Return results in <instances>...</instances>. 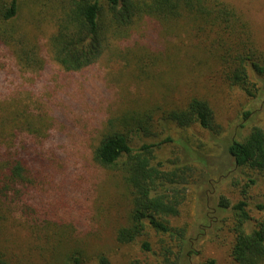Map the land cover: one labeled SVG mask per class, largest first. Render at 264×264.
Listing matches in <instances>:
<instances>
[{
    "label": "rangeland",
    "instance_id": "1",
    "mask_svg": "<svg viewBox=\"0 0 264 264\" xmlns=\"http://www.w3.org/2000/svg\"><path fill=\"white\" fill-rule=\"evenodd\" d=\"M47 1L19 0L17 18L10 24L25 33L23 40L29 39L38 48L44 61L42 70L21 72L13 44L6 45L0 38V105L16 103L34 114L48 107L66 114L65 120L57 114L48 116L49 128L55 126L63 133L61 141L50 137L47 142L56 148L57 158H53L60 164L54 171L56 182L38 189L43 196L35 198L48 208V204H56L65 226L57 229L49 224L46 231H32L18 218L20 214L11 215L0 224L1 252L15 263L54 264L47 254L55 245L53 238L62 235L59 250L84 251L83 264H98V255L105 256L109 264L172 263L171 257L166 260L161 254L165 248L177 253L180 245L167 236L147 230L131 244L115 241V230L125 225L128 217L127 192L118 172L103 170L91 161L89 145L110 117L147 110L160 113L196 97L209 103L214 132L198 125L187 129L169 125L157 128V136L143 142L157 143L171 137L172 142L156 150L157 161L190 169L179 215L169 219L172 227L186 230L193 248L190 264L207 260L234 264L230 256V208L245 200L250 217L258 218L255 205L264 196V176L252 184L239 175L226 148L232 139L246 137L252 127L264 130V93L252 98L229 84L209 52V39L202 30L190 31L183 21L146 19L126 39L112 40L109 50L93 66L63 73L50 57L48 40L54 26L53 9ZM219 1L232 6L243 18L264 66V0ZM250 80L262 92L264 81L259 82L252 73ZM66 178L72 184H65ZM222 199L229 205L226 210L221 207ZM143 242L149 243L151 252L142 250Z\"/></svg>",
    "mask_w": 264,
    "mask_h": 264
},
{
    "label": "trees",
    "instance_id": "2",
    "mask_svg": "<svg viewBox=\"0 0 264 264\" xmlns=\"http://www.w3.org/2000/svg\"><path fill=\"white\" fill-rule=\"evenodd\" d=\"M46 4L53 9L54 32L48 40L50 57L63 73H77L93 66L109 50L112 40L126 39L146 19L158 23L183 21L190 31L202 30L209 39V52L221 65L229 84L252 98L264 93V89L259 93V88L250 80L252 73L259 82L264 81L263 60L257 56L243 18L222 1L48 0ZM18 12L19 0L0 3V24L4 25L0 27V38L6 45L13 44L21 72L42 70L44 61L38 48L29 39L23 40L25 33L10 26ZM213 45H216L214 50ZM53 114L66 119L65 113L53 108L45 107L44 111L34 114L27 106L16 103L0 105V224L11 215L20 214L18 218L32 231H46L49 224L57 229L65 226L56 204H48V208L43 201L35 199L39 194L43 196V191L38 192V189L56 182L54 171L60 164L53 158L56 148L47 145L50 137L63 139V133L55 126L49 128L48 116ZM169 125L180 129L198 125L212 133L214 114L207 101L194 97L184 106L160 113L147 110L110 117L96 141L89 145L90 158L99 168L118 172L127 192L128 217L126 224L115 230V241L121 245L131 244L147 230L153 231L179 243L177 253L165 248L161 254L166 260L171 257L170 264H190L193 248L186 238V230L172 227L169 221L179 215L190 169L157 161L156 150L172 142L171 137L157 143L143 142V139L155 138L157 128ZM226 152L239 175L250 183L264 176V130L261 128L252 127L242 140L232 139ZM68 182L67 179L65 184H72ZM222 201L221 207L226 210L229 205ZM247 207L244 200L230 208L233 235L230 256L234 264H264V196L255 205L258 218L252 219ZM53 242L55 245L47 254L51 262L55 264L64 259L66 264H83L84 251H60L62 235L55 236ZM141 248L151 252L148 242H143ZM1 250L0 264H20ZM96 260L98 264H109L103 255H98ZM202 264H215V261L207 260Z\"/></svg>",
    "mask_w": 264,
    "mask_h": 264
}]
</instances>
